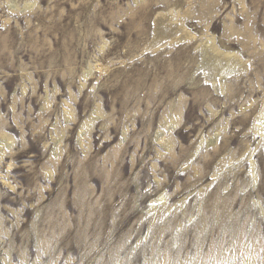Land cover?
<instances>
[{"label":"rangeland","instance_id":"rangeland-1","mask_svg":"<svg viewBox=\"0 0 264 264\" xmlns=\"http://www.w3.org/2000/svg\"><path fill=\"white\" fill-rule=\"evenodd\" d=\"M0 264H264V0H0Z\"/></svg>","mask_w":264,"mask_h":264},{"label":"bare ground","instance_id":"bare-ground-1","mask_svg":"<svg viewBox=\"0 0 264 264\" xmlns=\"http://www.w3.org/2000/svg\"><path fill=\"white\" fill-rule=\"evenodd\" d=\"M225 58L228 59L227 61H229V63L226 62L227 64H226V66H225V70H231V69H233V68H236V66H235V64H234V62H233V61H234V60H233L234 58H233L232 55H231V56H230V55H227V56H225ZM223 73H225V72H223ZM223 73H222V74H223Z\"/></svg>","mask_w":264,"mask_h":264}]
</instances>
